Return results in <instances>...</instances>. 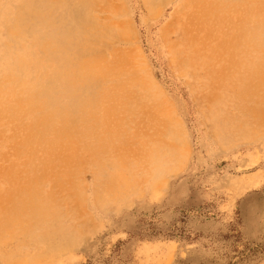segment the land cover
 <instances>
[{
    "label": "rangeland",
    "instance_id": "1",
    "mask_svg": "<svg viewBox=\"0 0 264 264\" xmlns=\"http://www.w3.org/2000/svg\"><path fill=\"white\" fill-rule=\"evenodd\" d=\"M21 1L0 0V75L13 64L8 25ZM188 1L99 0L92 8L100 26L110 28L97 50L131 72V98L144 97L132 115H106L108 123L123 117L140 138L115 141L110 152L96 142L77 146L78 170L61 179L64 185L49 170L38 187L41 197H52L50 221L17 224L0 236V264H264V85L260 98L244 103L189 61V40L199 38L203 45L195 48H204L234 32L244 6L204 26ZM54 10L63 18L55 29H70L71 17ZM28 29L19 39L27 59L38 51L34 38L51 28ZM236 74L247 79L244 69ZM13 119L0 121V191L22 177L9 138Z\"/></svg>",
    "mask_w": 264,
    "mask_h": 264
},
{
    "label": "bare ground",
    "instance_id": "2",
    "mask_svg": "<svg viewBox=\"0 0 264 264\" xmlns=\"http://www.w3.org/2000/svg\"><path fill=\"white\" fill-rule=\"evenodd\" d=\"M98 1L22 0L13 19H8L11 21L8 25L11 41L6 46L15 45L16 52L11 54L13 64L9 70L4 73L1 70L0 121L9 116L16 122L9 138L13 141L18 155H21L22 177L10 179L7 189L0 191V236L13 232L12 228L17 224L27 228L31 223L50 221L49 216L54 208L52 197H41L38 185L48 175L49 170L59 185H64L62 178L73 177L78 170L74 164L77 146L88 149L91 148V142H96L99 149L110 152L115 141L136 142L140 138L128 131L129 120L122 117L111 126L106 117L116 112L132 115L144 97L139 95L131 98L129 91L132 90L135 80L131 72L126 67L113 66L96 48V44L110 36L107 34L110 28L106 25L100 26L96 16L91 13ZM188 2L194 6L195 16L204 26L210 20L218 21L236 14L243 3L241 18L232 29L234 32L222 34L223 37H217L212 45L208 42L204 48L198 49L195 46H202L203 42L195 33L196 38L188 43L194 47V50L191 49L193 51L189 61H197L207 68V75L216 78L220 85L234 88L239 101L245 103L258 96L264 85V0ZM54 8L63 9L71 17L73 26L70 29H55L63 22V18L55 17ZM44 24L54 31L50 29L46 34L39 32L33 41L38 51L29 59L23 57L21 50L19 51L24 48L19 41L21 34L33 30L28 28L36 25L41 30ZM241 69L247 72L246 80L236 77ZM16 71L19 72L18 75H15ZM97 134L100 136L97 137ZM40 152L42 155H39ZM57 167L60 170H55Z\"/></svg>",
    "mask_w": 264,
    "mask_h": 264
}]
</instances>
